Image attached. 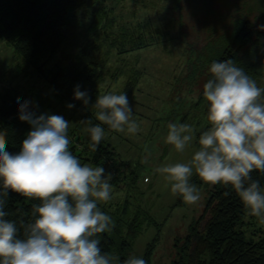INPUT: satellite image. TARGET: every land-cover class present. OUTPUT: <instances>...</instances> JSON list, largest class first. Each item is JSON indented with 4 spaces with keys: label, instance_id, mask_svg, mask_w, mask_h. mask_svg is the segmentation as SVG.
<instances>
[{
    "label": "clouds",
    "instance_id": "1",
    "mask_svg": "<svg viewBox=\"0 0 264 264\" xmlns=\"http://www.w3.org/2000/svg\"><path fill=\"white\" fill-rule=\"evenodd\" d=\"M258 29L264 31V24ZM210 73L203 97L211 127L199 136V148L190 161L166 164L155 171L187 204L200 199L197 186L190 182L194 173L205 184L230 185L245 212L264 224V188L251 176L254 170L264 173V88L231 59L213 61ZM74 99L84 105L90 102L79 85ZM30 103L20 104L19 119L31 131L17 154L6 151V135L0 133V182L4 196L11 191L41 203L32 206L34 222H21L24 236L20 238L16 224L5 219L8 213L0 199V264H119V256L102 252L99 239V234L114 227L112 217L98 207L111 199V173L106 174L102 166L82 164L69 148L70 122L60 115L37 116L29 110ZM92 109L96 123L80 121L92 151L105 137L103 126L117 133L140 131L126 93L98 95ZM195 139L192 125H168L166 143L177 152ZM123 264L147 262L129 256Z\"/></svg>",
    "mask_w": 264,
    "mask_h": 264
},
{
    "label": "trees",
    "instance_id": "2",
    "mask_svg": "<svg viewBox=\"0 0 264 264\" xmlns=\"http://www.w3.org/2000/svg\"><path fill=\"white\" fill-rule=\"evenodd\" d=\"M172 1L174 9H179L180 13V0ZM83 7L84 13L78 16ZM112 13L113 8L106 6V0H0V38L9 43L24 66L37 69L40 73L44 65L60 53L67 64L53 71L49 82L54 89L59 88L60 82L66 84L67 93L73 96L77 85L81 91L93 86L98 78L97 70H101L113 48L119 54H124L149 47L156 41V37L149 30H144L141 24H121L116 33ZM262 24L264 9L254 20L237 16L228 33L223 34L221 26L218 30L214 26L202 47L189 48L191 58L185 64L184 75L177 79V85L180 89L182 84L190 86V92L193 91L192 86L200 85L191 105L206 120V125L197 132L198 139L203 131L211 127L206 119L208 105L203 97V86L211 79L210 66L213 61L231 59L244 68L257 84L264 81V31L258 29ZM111 36L113 38L110 39ZM103 47L107 49L103 61L91 60L89 66L81 67L87 48L94 51ZM122 75H125L123 69L114 73L113 78L116 80ZM139 78L140 72L131 70L123 93L132 95ZM25 101L30 100L16 89L5 88L0 92V133L6 135V151L13 155L21 150L24 139L31 131V126L19 119L20 104ZM74 105L79 106V102ZM29 110L37 116L43 114L32 102ZM187 117L188 114L180 123H185ZM81 139L72 134L69 148L82 164L102 166L108 173L112 171V188L130 190L135 185L138 180L136 169H127L129 165L124 162H120L119 166L114 164L115 148L109 142L103 139L97 150L92 151L89 147L91 141ZM251 176L264 188V173L254 170ZM190 182L196 186L204 183L196 174ZM205 185L208 196L204 209L190 225L185 237L175 242L176 255L171 264H264V224L259 222V218L245 212L230 185ZM3 193L0 182V199L5 201L3 210L8 213L5 219L16 224L18 235L23 238L21 222H34L36 217L32 216V206L41 202L11 191L7 196ZM182 200L179 195L177 203ZM98 207L114 221L110 232L99 234L101 250L119 256V264L130 256L134 241L145 225L159 226L148 210L132 206L128 199L116 206L101 202ZM200 223H203L201 228ZM157 239L158 235L146 246L143 259L147 264L150 263Z\"/></svg>",
    "mask_w": 264,
    "mask_h": 264
},
{
    "label": "rangeland",
    "instance_id": "3",
    "mask_svg": "<svg viewBox=\"0 0 264 264\" xmlns=\"http://www.w3.org/2000/svg\"><path fill=\"white\" fill-rule=\"evenodd\" d=\"M180 5L182 10L179 13V9H174L172 0H106V6L113 8L116 33L121 24H141L144 30H149L156 37V41L149 47L124 54L113 48L101 70H97L95 83L87 90L90 97L88 105H84L82 100H75L74 95L70 96L67 85L62 82L58 89L51 87L49 79L53 71L67 64L60 53L55 54L40 73L37 69L24 66L9 43L0 38V92L5 88L16 89L43 114L63 116L70 122L69 139L75 134L85 141L90 140L80 121L92 119L96 123L92 105L97 96L109 92L123 93L131 70L140 72L136 91L127 95L140 131L135 134L126 131L117 133L102 126L105 127L104 140L115 148L114 164L124 162L129 165L127 169L135 168L138 175L130 190L112 188L108 204L116 206L128 199L132 206L148 210L159 224L143 227L130 254L143 258L147 244L158 235L149 264H171L176 255L175 242L185 237L190 225L202 213L208 196V187L202 183L197 185L200 199L195 204H187L183 200L177 203L179 194L172 193L171 184L155 171L166 164L190 161L199 148L197 132L206 125L200 111L191 106L200 85L192 86V92L189 91L190 86L182 84L180 89L177 85V79L184 75L185 64L191 58L189 48L202 47L214 26L217 30L221 26L222 33H228L237 16L254 20L264 9V0H180ZM84 11L85 8H81L78 16ZM106 51V47L94 51L87 48L81 67L89 66L91 60L103 61ZM121 69L125 75L115 80L113 74ZM257 86L264 88V81ZM77 102L79 106L67 107ZM187 114L185 123L194 127L196 139L183 152H177L166 143L168 125L180 123ZM202 225L200 223L199 228Z\"/></svg>",
    "mask_w": 264,
    "mask_h": 264
}]
</instances>
